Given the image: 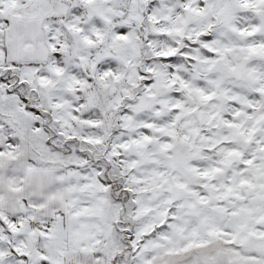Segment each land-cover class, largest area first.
<instances>
[{"label":"snow or ice","instance_id":"snow-or-ice-1","mask_svg":"<svg viewBox=\"0 0 264 264\" xmlns=\"http://www.w3.org/2000/svg\"><path fill=\"white\" fill-rule=\"evenodd\" d=\"M0 264H264V0H0Z\"/></svg>","mask_w":264,"mask_h":264}]
</instances>
